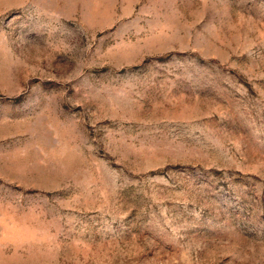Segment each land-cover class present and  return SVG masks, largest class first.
<instances>
[{"label": "rangeland", "instance_id": "obj_1", "mask_svg": "<svg viewBox=\"0 0 264 264\" xmlns=\"http://www.w3.org/2000/svg\"><path fill=\"white\" fill-rule=\"evenodd\" d=\"M0 264H264V0H0Z\"/></svg>", "mask_w": 264, "mask_h": 264}]
</instances>
